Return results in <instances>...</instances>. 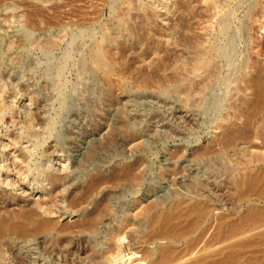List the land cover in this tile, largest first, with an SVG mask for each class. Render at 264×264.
Returning <instances> with one entry per match:
<instances>
[{"label": "rangeland", "instance_id": "374dc122", "mask_svg": "<svg viewBox=\"0 0 264 264\" xmlns=\"http://www.w3.org/2000/svg\"><path fill=\"white\" fill-rule=\"evenodd\" d=\"M260 85L264 0H0V219L56 213L68 231L21 244L43 264H152L164 247L161 264H264V222L238 221L264 191L237 185L264 171ZM232 131L249 138L228 146ZM197 200L213 213L171 244L139 214Z\"/></svg>", "mask_w": 264, "mask_h": 264}, {"label": "bare ground", "instance_id": "6f19581e", "mask_svg": "<svg viewBox=\"0 0 264 264\" xmlns=\"http://www.w3.org/2000/svg\"><path fill=\"white\" fill-rule=\"evenodd\" d=\"M259 87H260L259 90H261L260 95L262 96L264 94L263 85H260ZM255 114H253L252 116H254ZM252 116L250 115L251 118ZM248 120L250 121L249 118ZM247 133L250 134V132H246V134H242V133L240 134L239 131H232L227 135L225 144L230 146L233 143H235L238 139L247 140L249 138ZM252 158L255 159V157ZM130 178L134 181L138 180L136 176H134V178L133 177ZM237 185L239 187V197L241 199L250 198L255 195H258V193H263L264 171L251 172L243 176L238 180ZM212 213H213V207L203 203L202 200H197L192 205H186L184 202L180 203L179 201L174 202L167 208L157 209V211L153 213L141 209L139 214L140 215L145 214L149 216V224H148L147 232L149 233L150 236H152L154 239L161 240L163 242L167 241L171 244L174 243V240L181 235L184 228L185 230H189L193 226L197 225L199 221H201L207 216H210V214ZM102 217L103 214L101 213L96 214L94 217L85 221L81 225V228L91 233L98 232L99 225L101 224L102 221ZM126 218L127 217H123L122 219H126ZM55 219H56V213L51 211L47 207V205L45 206L42 203H37L34 208L25 209L20 212H15V211L14 212L12 211V213L9 212L6 217L0 219V246L6 249L7 251L6 253H10L9 256L7 257L5 255H2L0 251V264H43V261H40V259L35 258L31 255L30 256L25 255L22 252L21 244L37 242V241L45 242L57 231L58 232L68 231L67 228H58L57 221ZM238 221L246 222V223L247 222L250 223V221L264 222V213L260 212V210L253 207L249 210L248 215L240 217ZM217 222H218V233L223 231L225 227L230 228V226H232L230 225L232 224L231 223L232 221H229L224 215L219 216L217 218ZM246 223L245 224L242 223L243 226L246 225ZM126 224L127 222L121 224L120 230H125L127 228ZM180 225L183 226L182 227L183 230L180 227ZM140 227H145V226L143 224ZM235 228H239V227H235ZM231 233L230 236L233 237L235 234H237L236 232L234 233V235H232ZM139 234H141V231L139 232ZM225 234L228 235L226 231ZM225 234L224 236H226ZM230 236H226V237H230ZM262 236H264V234H262ZM113 240H114L113 236L108 238V243H106V245L110 247L113 244L112 243ZM236 243L237 242H235V244ZM246 243L247 241L245 242L242 241L237 243L236 246L245 247L247 245ZM102 247L101 249L105 251L106 249ZM118 251H119L118 253L119 255L116 258L114 257L115 262H119L121 259H124L126 257L125 251H120V250ZM171 253H172L171 247H164L163 249H161V259H159L158 262L152 264H161L163 262L169 261L171 257ZM235 257H236L235 255L230 254L228 255V258L224 260L225 262L222 263L234 264L236 261ZM211 258L212 257L210 254L205 253L204 255H201L195 258L194 260H191L189 264H219V262L217 263ZM250 260L252 261V259Z\"/></svg>", "mask_w": 264, "mask_h": 264}]
</instances>
